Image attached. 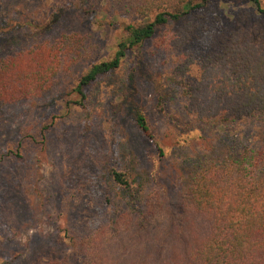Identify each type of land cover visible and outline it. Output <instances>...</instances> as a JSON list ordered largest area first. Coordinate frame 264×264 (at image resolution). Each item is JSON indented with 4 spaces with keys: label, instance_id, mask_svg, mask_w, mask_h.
I'll return each mask as SVG.
<instances>
[{
    "label": "rangeland",
    "instance_id": "1",
    "mask_svg": "<svg viewBox=\"0 0 264 264\" xmlns=\"http://www.w3.org/2000/svg\"><path fill=\"white\" fill-rule=\"evenodd\" d=\"M5 8H19L32 20L52 15L53 21L34 36L0 40V56L62 35H74L79 50L70 55L76 62L56 77L53 93L0 111V264H35L58 233H84L81 227L85 231L88 223L106 221L120 192L109 176L113 167L127 172L131 185L137 187L149 186L150 171L156 169L162 185L170 187L179 163L187 171L200 156H221L227 147L242 146L247 158L255 161L253 155H259L255 166L247 164L252 163L249 174L264 184V117L226 131L201 128L200 138L187 139L190 142L181 147L178 141L198 125L186 113V98L172 80L180 52L198 59L217 49L224 30L225 34L248 30L261 42L263 19L248 2L218 0L196 12L188 21L195 25L191 41L174 50L168 46L174 47L173 37L187 23L157 31L140 51L144 70L153 81L137 79L135 88L130 86L137 59L129 54L119 69L86 89L82 107L72 104L75 94L69 96L76 79L93 63L113 55L117 42L125 37L126 24L152 17L130 13L115 0H10ZM156 85L166 97L161 106ZM128 90L143 107L164 157H158L129 114L113 115L112 105Z\"/></svg>",
    "mask_w": 264,
    "mask_h": 264
},
{
    "label": "trees",
    "instance_id": "2",
    "mask_svg": "<svg viewBox=\"0 0 264 264\" xmlns=\"http://www.w3.org/2000/svg\"><path fill=\"white\" fill-rule=\"evenodd\" d=\"M9 1L0 0V40L34 36L52 24V15L32 20L19 8L7 11ZM235 1L252 5L264 23L262 0ZM115 2L130 13L152 19L124 26L125 37L117 42L113 55L93 63L76 79L69 93L77 97L73 105L82 107L86 89L119 69L129 54L137 59L130 71V86L135 88L137 79L153 81L144 70L140 52L144 43L153 40L157 31L183 23L187 24L173 37L174 47L168 46L171 42L167 46L174 50L189 43L195 30L189 18L218 0ZM223 35L217 49L198 59L188 52L177 57L172 80L186 98V113L198 125L188 132L193 137L187 133L178 141L181 147L190 138H200L201 128L226 131L264 117V27L260 43L248 30L228 34L224 30ZM74 41V35H62L0 56V111L48 95L56 77L76 62L70 56L79 50ZM156 89L161 106L166 97L161 86ZM111 110L116 116L129 114L153 143L158 157L165 156L134 92L128 90ZM241 149L227 147L221 156H200L187 171L177 163L180 169L170 187L162 185L156 169L150 171L149 186L137 187L131 185L127 172L111 168L109 176L120 192L109 218L95 226L88 223L85 231L81 227L84 233H58L35 264H264V184L249 174L259 155L252 154L253 161L246 157L247 149Z\"/></svg>",
    "mask_w": 264,
    "mask_h": 264
}]
</instances>
